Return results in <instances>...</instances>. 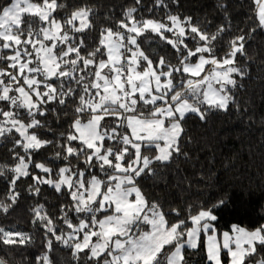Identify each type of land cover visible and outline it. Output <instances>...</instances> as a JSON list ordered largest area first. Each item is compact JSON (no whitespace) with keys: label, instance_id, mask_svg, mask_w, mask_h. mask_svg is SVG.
<instances>
[{"label":"snow or ice","instance_id":"1","mask_svg":"<svg viewBox=\"0 0 264 264\" xmlns=\"http://www.w3.org/2000/svg\"><path fill=\"white\" fill-rule=\"evenodd\" d=\"M252 4L255 26L247 32L234 27L223 0L215 4L222 15L215 24L174 12L181 0H153L147 8L134 0L118 18L112 9L101 17L90 4L70 8L67 0L0 6V148L12 161L0 162L7 186L0 217L17 209V184L29 179V199L46 185L67 200L51 205L54 213L32 203L33 231L17 228L19 221L0 225V246L23 256L39 234L42 248L24 264H56L54 243L71 250L72 264H188L185 250H197L201 233L211 230L207 264H222L221 249L230 264H252L257 246L264 247V225H234L218 239L212 209L225 200L195 214L186 209L185 220L175 207L166 212L150 201L138 184H166L167 169L181 157L191 160L186 119L206 123L219 112L248 118L237 91L248 75L243 62L253 59L248 41L264 31V0ZM157 41L173 58L154 60L153 49L141 47ZM50 115L66 130L54 131ZM169 215L178 219L170 223ZM0 264L7 261L0 257Z\"/></svg>","mask_w":264,"mask_h":264},{"label":"trees","instance_id":"2","mask_svg":"<svg viewBox=\"0 0 264 264\" xmlns=\"http://www.w3.org/2000/svg\"><path fill=\"white\" fill-rule=\"evenodd\" d=\"M67 2L70 8L81 3L90 4L99 10L101 17L112 9L117 18L124 6L134 4V0H67ZM216 2L217 0H181V7L173 11L195 18L207 16L215 24L222 20L221 13L215 9ZM223 2L229 6L228 13L236 29H244L247 32L250 27L255 26L252 0ZM7 3L8 0H0V6ZM152 4L153 0H143L145 8ZM142 14L146 18H154L153 13L143 11ZM249 17L253 19L249 20ZM141 47L146 52L151 47L153 51L148 54L154 60L157 55H164L166 58L174 56L170 46H164L159 41L150 45L142 43ZM248 51L253 59L243 62L248 67V75L241 81L244 86L237 91L242 109L247 107L249 110L248 118L241 119L234 112L229 114L219 112L211 114L206 123H201L194 116L186 119L184 127L193 142L186 143L184 147L191 160L186 161L181 157L173 167L167 169V175L163 177L167 181L166 184L147 179L138 181L141 190L150 201L156 200L161 203L166 212L175 207L181 214L179 218L185 220L188 215L186 209L195 214L201 208H212L220 199L225 200L222 205L212 209L217 217L213 223L219 233L230 231L234 225L247 230L264 225V31L257 29L253 38L248 41ZM173 63H176L175 59ZM48 120L54 131L66 130L57 128L51 115ZM51 154L50 152L49 155ZM0 162L12 163L6 149L0 148ZM28 183L30 179L18 182L17 190L21 192V200L7 220L0 217V225L7 227L19 221L15 225L17 228L32 232L31 225L27 223L31 219L28 207L32 203H44L50 213L56 211L51 205L67 203L66 197H61L46 185L42 186L41 196L37 200L29 199L26 192ZM6 190V184L0 182V197L4 196ZM167 218L170 223L178 219L174 215ZM34 239L37 243L28 248L23 256L19 250L0 246V257H3L7 264H24L25 258L31 260L42 248L41 236L35 234ZM257 252L259 256H264V247L258 245ZM185 255L188 264H207L203 244L195 251L186 249ZM259 256L253 257L252 263H255ZM52 258L56 264H60L61 261L72 264L71 250L55 243ZM224 260L228 263L225 254Z\"/></svg>","mask_w":264,"mask_h":264},{"label":"rangeland","instance_id":"3","mask_svg":"<svg viewBox=\"0 0 264 264\" xmlns=\"http://www.w3.org/2000/svg\"><path fill=\"white\" fill-rule=\"evenodd\" d=\"M208 67L209 66H206V70H207ZM213 225H214V223H213ZM214 228H215V226H214ZM145 230H147V228H145ZM227 232H229L230 234H232L231 233V230L230 231H227ZM212 234H213V232L210 230L208 233H203L202 232L201 235H200L199 247H200L201 244L204 245L205 255H206V246H207V236L208 235H212ZM215 234L217 235V238L218 239L221 238V234L222 233H219L216 229H215ZM93 239L95 240V238H93ZM199 247H198V249H199ZM224 254L227 255V257H228V263H225ZM221 261H222V264H230V257L228 255V253L225 250H223V249H221ZM252 264H255V263H252Z\"/></svg>","mask_w":264,"mask_h":264}]
</instances>
